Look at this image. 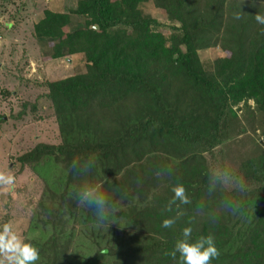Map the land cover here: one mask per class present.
Returning a JSON list of instances; mask_svg holds the SVG:
<instances>
[{"label": "trees", "instance_id": "trees-1", "mask_svg": "<svg viewBox=\"0 0 264 264\" xmlns=\"http://www.w3.org/2000/svg\"><path fill=\"white\" fill-rule=\"evenodd\" d=\"M149 2L173 25L169 48L157 33L162 25L141 9ZM237 12L240 20L233 19ZM258 12L264 14V0H79L70 13L45 14L34 26L36 41L51 59L82 55L85 68L82 76L46 84L61 143L38 144L18 158L21 170L31 168L44 180L39 205H54V211L44 210L51 223L63 226L82 214L96 220L91 210L77 206L75 192L100 184L133 234L124 251L110 252L117 257L113 264H176L171 252L186 226L193 229L191 240L214 236L220 255L212 264H264V152L235 168L214 153L231 139L241 103L248 108L253 101L264 127V26L255 21ZM216 47L225 57L206 70L198 52ZM167 87L173 89L171 102ZM191 94L195 105L186 115L182 109ZM169 147L180 152L175 157L181 172H151L145 187L122 186L139 178L131 165L141 167L149 157L156 162ZM74 159L94 160L95 167L76 174ZM217 167L242 177L245 190L221 188L209 195L207 175ZM153 181L163 188L152 183L153 193ZM177 181L191 203L177 201L166 210ZM224 198L238 204L235 213L222 207ZM169 217L176 223L161 228ZM54 242L51 237V248Z\"/></svg>", "mask_w": 264, "mask_h": 264}, {"label": "rangeland", "instance_id": "rangeland-1", "mask_svg": "<svg viewBox=\"0 0 264 264\" xmlns=\"http://www.w3.org/2000/svg\"><path fill=\"white\" fill-rule=\"evenodd\" d=\"M78 1L0 0V172L15 177L13 186L8 190L0 189V224L10 222L25 242L38 248L41 259L37 264H49L54 257L53 264H113L117 257L110 256V252L120 253L128 247L127 243L133 241L127 220L116 217V214V220L103 225L92 220L89 214L80 215L75 222L70 219L63 226L56 221L55 225L51 223L52 215L48 212L54 211V205L48 200L43 207L39 205L46 188L44 180L31 168L21 170L18 163V158L38 144L61 143L46 84L84 75L83 56L51 59L49 50L36 41L34 26L46 13L67 14L74 11ZM141 9L162 25L157 33L163 35L167 47H171L169 27L173 25L152 2L142 5ZM223 57L225 53L219 47L198 52L199 61L206 70L211 69L216 59ZM172 90L168 88V102H171ZM188 103L182 109L186 115L195 105L192 94ZM248 106L243 103L238 106L237 118L233 119L229 130L231 139L214 150L218 160L223 157L233 168L244 161L256 160L264 152V127L257 121L253 101H249ZM177 153L180 152L175 147H169L166 154H157L159 160L156 162L149 157L141 167L131 165L133 176H138L140 181L135 178L128 181V186H122L128 190L145 187L143 180L147 181L151 172L161 169L181 172L184 166L175 157ZM204 156L210 160L208 154ZM55 178H60V175L54 174ZM121 182L124 181L119 177L116 184L121 185ZM152 183L158 190L163 188L153 181L148 186L152 192ZM151 200L150 196L148 202L151 203ZM134 207L138 209L139 206ZM51 237H55L53 248L48 244ZM104 249H107V254H103L105 256L101 253Z\"/></svg>", "mask_w": 264, "mask_h": 264}, {"label": "clouds", "instance_id": "clouds-1", "mask_svg": "<svg viewBox=\"0 0 264 264\" xmlns=\"http://www.w3.org/2000/svg\"><path fill=\"white\" fill-rule=\"evenodd\" d=\"M258 25L264 26V14L257 13L254 16ZM233 19L240 20L239 12L233 15ZM264 33V27L261 28ZM71 169L80 175L90 173L95 167L94 160L79 161L73 160L70 165ZM160 177L170 175L167 169H161L155 173ZM15 184V177L11 174L0 172V189L8 190ZM246 184L242 177L237 176L227 167H217L212 169L206 180V190L209 195L215 193L221 188H231L236 191H244ZM172 199L168 202L166 210L177 201L180 204H190L191 200L186 193L185 186L177 181L171 187ZM77 206L84 207L94 213L95 219L99 224H107L114 221L117 210L111 204L109 197L101 191V185H84L75 192ZM222 207L229 212L235 213L238 204L234 201L224 198L221 200ZM211 219L215 220L214 216ZM176 223L175 217L164 218L161 220L160 227L170 229ZM192 227H183L180 231L179 238L174 242L171 256L175 259L176 264H212L219 255V249L212 235H201L195 240H191ZM102 254H107V249L102 250ZM41 259L40 252L33 244L25 240L13 230L10 222L0 224V264H37Z\"/></svg>", "mask_w": 264, "mask_h": 264}]
</instances>
